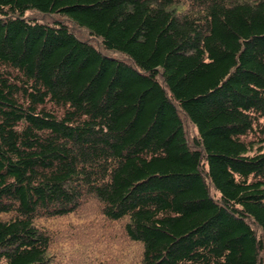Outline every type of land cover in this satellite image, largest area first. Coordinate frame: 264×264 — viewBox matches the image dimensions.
<instances>
[{
	"label": "trees",
	"instance_id": "16d2710c",
	"mask_svg": "<svg viewBox=\"0 0 264 264\" xmlns=\"http://www.w3.org/2000/svg\"><path fill=\"white\" fill-rule=\"evenodd\" d=\"M89 200L138 264H264V0H0V264Z\"/></svg>",
	"mask_w": 264,
	"mask_h": 264
},
{
	"label": "rangeland",
	"instance_id": "374dc122",
	"mask_svg": "<svg viewBox=\"0 0 264 264\" xmlns=\"http://www.w3.org/2000/svg\"><path fill=\"white\" fill-rule=\"evenodd\" d=\"M189 133L193 135L192 128ZM37 223L52 234V264L139 262L141 244L126 237L123 221L106 219L97 201L89 200L66 215L38 218Z\"/></svg>",
	"mask_w": 264,
	"mask_h": 264
}]
</instances>
